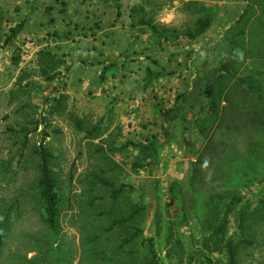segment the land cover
I'll return each mask as SVG.
<instances>
[{
    "label": "rangeland",
    "instance_id": "374dc122",
    "mask_svg": "<svg viewBox=\"0 0 264 264\" xmlns=\"http://www.w3.org/2000/svg\"><path fill=\"white\" fill-rule=\"evenodd\" d=\"M25 1L27 9L32 11L34 0ZM113 1L119 4V9L125 8L124 19H120L122 27L127 30L131 27L128 13L133 14V25L141 19L148 21L150 26L131 29L132 36L137 34L149 40L156 52L165 50L166 56L172 53L171 57L179 55L180 50L188 53L186 43L193 40L187 37V32L196 30V21L207 13L202 6H196L198 4L191 3L194 7L184 4L185 0ZM14 2L18 6L12 7L11 0H0V221L6 215L10 220L3 233L0 264H105L101 263L105 257V262L114 264L118 256L111 250L119 240L117 230L100 238L105 249L92 244L91 240L100 229L107 228L111 219L129 214L134 205L145 207L136 224L142 229L143 238L154 240L159 264H227L225 244L230 239L235 244L238 264H264V181L247 183L227 199L225 206L231 211L227 215L224 236L213 237L214 234L205 232L199 225V217L205 210L202 205L208 203L214 189L203 188L198 197V211L191 212L188 218L183 215L179 189L188 159L179 134L168 139L158 135L163 121L161 111L173 102L172 91L178 89L179 77L159 79L151 88H143L141 78L139 91L125 96L120 93L121 84H126V77L121 75L125 67L112 66L108 78L100 81L98 66L77 64L73 68L67 67L61 64L64 56L46 64V54L42 56L36 49H25L22 42L12 41L3 47L4 37L22 18L18 19L16 12V7L20 12L22 4ZM98 30L101 26L97 24L82 26L87 41H91ZM80 35L77 32V37ZM129 36L114 35L113 42L125 44L129 42L125 41ZM167 43L176 45V50L173 46L170 50ZM105 52L104 55L115 54V49L108 48ZM67 61L77 62L76 58ZM256 68L257 65L248 64L247 71L264 90V68ZM69 69L73 77H67ZM153 69L167 73V67ZM44 72L50 77L54 74L55 78L47 80ZM201 78L205 79L199 77L197 80L202 91L206 82ZM134 83L137 84L131 78L127 88L134 87ZM194 94L196 92L187 95L180 108L198 107L199 98ZM24 129L30 134L21 157L18 149L26 134V131L22 134ZM92 129H95L93 134L88 135ZM43 131L49 134L45 144L54 158L51 168L58 179L62 199L56 232L44 225L43 213L34 201L38 180L34 149L38 147ZM153 138L158 147V162L153 171L134 172L132 165L144 160L142 153L134 148L120 150L121 147L128 142L144 145ZM238 139L237 144L241 147L244 142ZM201 142L195 139L196 150L201 147ZM236 147L229 146L232 152L225 162L222 161L224 184L237 185L238 181L226 178H236L238 174L235 173L245 168L244 165L249 167L241 156L232 158ZM256 155L251 158L254 161L251 171L246 168L247 174L263 177L264 154ZM232 159L239 160L228 162ZM5 163L9 164L7 170ZM71 174L73 179L70 180ZM239 175L244 176V173ZM100 180L115 188L127 185L134 190H126L112 201L109 189L100 184ZM244 206L248 209L241 222L237 212ZM110 210H113L111 216L107 214ZM101 212H105V216L98 215ZM123 251L130 252L128 261L132 260L134 264H142L148 259L139 242Z\"/></svg>",
    "mask_w": 264,
    "mask_h": 264
},
{
    "label": "trees",
    "instance_id": "16d2710c",
    "mask_svg": "<svg viewBox=\"0 0 264 264\" xmlns=\"http://www.w3.org/2000/svg\"><path fill=\"white\" fill-rule=\"evenodd\" d=\"M245 2L243 12L230 31L228 54L221 58L212 76L206 80L198 107L195 108L190 105L188 110L180 108V104L186 97L185 95H178L170 108L161 111L163 121L158 135L168 139L173 134H179L188 159L187 171L179 189L180 205L185 218H188L191 212L198 211L200 206H198V197L203 188L208 189L210 187L215 190L212 192L213 195L209 196L208 203H203L202 209L205 210L203 216L199 217V225L202 230L214 234L213 237L217 234L221 236L225 234L227 215L231 211V208L225 206L227 199L236 195L238 189L245 187L248 185L247 183L261 184L264 181V176H248L247 174L248 170L251 171L250 168L254 162L251 158H255L259 152L264 154V91L255 77L245 71L248 61L264 64V0H245ZM140 10L143 11L142 8ZM141 11L139 12L141 13ZM196 22V30L187 32V37L191 40L201 36L210 26V19L208 18H198ZM142 25L150 26L148 21L143 19L139 20L135 26ZM132 26L134 27V25ZM23 28L22 21L12 27L9 34L4 37L2 46L12 43ZM45 58L46 64L48 61H52L48 54ZM152 63L153 67L160 66L157 61H152ZM112 66L115 65L111 64L104 68L100 75V81L108 78L106 76ZM43 74L47 80L55 76L53 74L50 77L45 72ZM170 75V72L165 73L147 68L141 80L142 86L143 88H151L155 81ZM35 124L37 125V123ZM93 130L95 129L89 131L88 135H92ZM25 131L24 129L22 134ZM8 132L13 131L8 129ZM28 134L30 131H26L20 145L17 143L20 146L18 153L21 157H23L28 146ZM42 134L38 147L34 149V155L37 156L38 160V180L34 189V201L37 209L43 213L44 225L56 232L62 199L58 190V179L51 168L54 158L45 144L49 134L45 131ZM155 138L144 145L128 142L121 147L120 150L134 148L142 153L144 160L132 165L134 172L141 169L153 171L154 165L158 162V147ZM238 138L242 139V143L244 142L241 147L237 144L239 143ZM195 139L202 141L199 150L195 149ZM229 146H239L236 147V154H231L232 158L241 156L242 159H246L247 164L249 163V167L244 165L245 168L235 173L238 174V177L226 178L232 182L238 181L237 185L224 184L225 171L222 161L225 162L232 152L229 151ZM238 160L232 159L228 162ZM4 166H6V170L9 169L8 163H5ZM240 173H244V176L239 175ZM71 179H73V174L70 175ZM100 184L109 189L112 201H116L126 190H134L127 185L115 188L111 183L102 180H100ZM92 204L93 202L90 203V206ZM247 209L248 207L244 206L237 212V217L241 222L246 216ZM144 210L145 207L134 205L129 214L111 219L107 228L102 231L100 229V233L91 240V243L99 245L100 249H105L100 243V238L102 235L117 230L119 240L114 249L111 250L113 255L118 256L114 264H134V261H128L127 256L130 252L123 250L130 249L137 242L142 249L146 250L148 256V259L142 264H159L154 240L143 238L142 229L136 224L138 216ZM107 214L113 215V210L108 211ZM98 215L105 216V212ZM9 222L8 215L0 221V247L3 242L4 230L8 227ZM225 247L227 264H238L233 240H228ZM102 254L105 256L103 252ZM105 259H102L101 263L112 264L108 260L105 262Z\"/></svg>",
    "mask_w": 264,
    "mask_h": 264
},
{
    "label": "crops",
    "instance_id": "0c3cea01",
    "mask_svg": "<svg viewBox=\"0 0 264 264\" xmlns=\"http://www.w3.org/2000/svg\"><path fill=\"white\" fill-rule=\"evenodd\" d=\"M14 1L22 4L20 12L18 7H16V12L19 14L18 19L22 17L20 20L24 25L22 32L14 40L15 43L22 42L25 49H36V52H42V56L48 54L52 60L64 56V61L61 64L67 67L98 66L101 70L100 75L104 68L111 64L125 67V72L122 71L121 75L126 77V84H121L120 89V93L125 96H130L131 93L139 91L141 88L140 79L143 78L141 73H144L147 68H153L152 61H157L161 67H167V73H171L168 77H179L180 84L177 85L178 89L172 91L174 100L169 108L174 104L178 95H185L186 97L196 92L194 95H197L199 102L201 101V84L198 86L199 80L197 79L205 77L201 80L206 82L214 73L221 58L228 54L230 31L246 5L245 0H185L184 4L191 7H194V5H190L193 3L198 4L196 5L198 7L205 8L204 12L207 13H203L202 16L210 19V26L193 42L186 43L189 45L186 47L187 54L180 50L179 55L171 57L172 53L166 56L168 53L165 50L162 53L156 52L153 49L155 46L149 40L142 39L137 34L132 36V30L139 29L135 28V25L132 26L133 14L128 13L129 26L131 27L128 30L126 27H122L120 19H124L123 10L125 8L119 9V4L116 1L34 0L32 11L26 7L27 1L11 0L12 7L18 6ZM85 23H88L89 26L95 24L101 26V30L97 31V35L92 37L91 41H87L86 35L82 31V26ZM79 26L80 28H78ZM77 32L81 34L79 37H77ZM120 34H129V38H125V41L129 42L124 44L116 41L114 44V35ZM167 46L169 49H172V46L174 50L177 48L174 44L167 43ZM108 48H114L115 54L104 55ZM74 58L77 60L76 63L67 61ZM248 64L257 65L256 70L264 68V64L248 61L245 71L251 75L253 74L247 71ZM70 69L67 70V77L72 74ZM133 75L137 77H133ZM253 77L255 76L253 75ZM131 78L137 84L134 83V87L127 88V82Z\"/></svg>",
    "mask_w": 264,
    "mask_h": 264
}]
</instances>
